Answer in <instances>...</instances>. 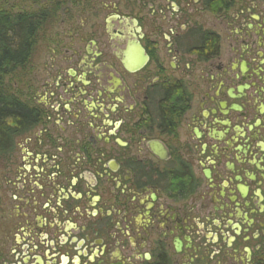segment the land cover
Instances as JSON below:
<instances>
[{"label": "flooded vegetation", "instance_id": "1", "mask_svg": "<svg viewBox=\"0 0 264 264\" xmlns=\"http://www.w3.org/2000/svg\"><path fill=\"white\" fill-rule=\"evenodd\" d=\"M138 2L85 0L22 93L0 264H264V0Z\"/></svg>", "mask_w": 264, "mask_h": 264}, {"label": "trees", "instance_id": "2", "mask_svg": "<svg viewBox=\"0 0 264 264\" xmlns=\"http://www.w3.org/2000/svg\"><path fill=\"white\" fill-rule=\"evenodd\" d=\"M41 1L2 0L0 5V161L11 148L14 137L24 128L35 124V111L22 103L20 95L13 91L14 84L8 86L6 79L9 76L18 78L19 75L21 83L24 82L41 33L55 21L60 11V0L37 10L14 11L23 4L38 7ZM205 41L204 46L207 43ZM176 107H167L163 111V123L168 127L171 126Z\"/></svg>", "mask_w": 264, "mask_h": 264}, {"label": "rangeland", "instance_id": "3", "mask_svg": "<svg viewBox=\"0 0 264 264\" xmlns=\"http://www.w3.org/2000/svg\"><path fill=\"white\" fill-rule=\"evenodd\" d=\"M52 1L56 0H42L38 7L31 4H23L18 9L16 8L15 12H27L31 9H40L44 6H48L52 3ZM62 1V2H61ZM133 0H120L121 3L126 4L130 3ZM147 0H139L138 4H143ZM61 8L57 13V17L55 21L41 33L39 42L36 48V51L31 59L29 66L27 67L26 74L24 75V82L21 83V76L18 75V78H14L13 76H9L6 79V84L13 83L14 88L13 91L17 92L20 97L22 93L27 90L29 85L36 86L37 79L40 78V71L44 69V67L49 63L50 58L52 56L53 46L57 41L65 42L69 37V33H72V30H76L81 24L83 18V12L81 10L82 5L85 4V0H60ZM153 4L150 2V5H154L156 11H159L160 7L163 5H167L165 0H153ZM2 4V0H0V5ZM80 6V8H74ZM34 9V10H35ZM146 13V12H145ZM83 15V16H82ZM157 15V14H156ZM158 16V15H157ZM146 28L149 29L147 26Z\"/></svg>", "mask_w": 264, "mask_h": 264}, {"label": "water", "instance_id": "4", "mask_svg": "<svg viewBox=\"0 0 264 264\" xmlns=\"http://www.w3.org/2000/svg\"><path fill=\"white\" fill-rule=\"evenodd\" d=\"M131 71V70H130ZM133 71V70H132Z\"/></svg>", "mask_w": 264, "mask_h": 264}]
</instances>
